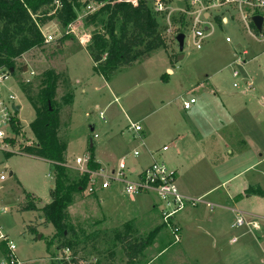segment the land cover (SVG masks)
Masks as SVG:
<instances>
[{
	"label": "rangeland",
	"instance_id": "rangeland-1",
	"mask_svg": "<svg viewBox=\"0 0 264 264\" xmlns=\"http://www.w3.org/2000/svg\"><path fill=\"white\" fill-rule=\"evenodd\" d=\"M171 5L175 10L184 9L182 3ZM215 13L211 11L212 16ZM224 15L228 16L229 23L222 26L211 23L209 37L196 50L188 32H184L183 15L173 14L171 34H166L159 25L166 48L141 58L107 80L94 72L93 62L77 40L58 41L61 38L54 27L60 26L55 20L46 24L54 32L55 40L24 54L17 65H26L27 71L9 75L2 84L3 95L6 97L11 92L15 97L21 130L14 137V143L9 144L10 148H5L8 153L0 143V176L3 177L0 205L7 209V212L0 211V233L15 246L14 254L21 264H56L57 259L65 257L70 264H124L126 256L117 237L123 228H112L124 223L129 214H140L141 209L137 202L127 199L123 185L116 182L112 183V188L117 187L115 197L109 196L110 190L96 191V195L86 190L75 193L65 210L68 225L65 235L72 245L60 248L63 241L54 239L47 250L46 242L55 234L52 225H44L42 212L23 211L21 207L23 190L39 199L38 209L51 202L54 167L18 150L34 143L29 124L35 116L19 84L28 81L36 88L38 77L48 70L64 76L70 85L66 88V81H60L56 101L61 103L62 96L72 93L70 107L65 106L61 112L59 128V136L67 140V154L72 160L89 158L92 154L93 159L102 163L105 174L112 169L116 171L123 155L127 156L128 164L139 162L143 166L149 162L142 144L144 136L152 150L166 147L159 159L168 170L177 168L178 192L186 199L200 201L195 206L186 205L175 216L191 211L205 219L202 230L194 236L196 240L199 238V243L191 245L194 249H184V230L179 229L178 243L167 233L163 252L147 251L134 264H145L152 259L150 264H184L187 260H203L206 264H261L264 198L245 196L243 190L248 187L264 190V40L255 41L239 20L230 19L228 13ZM180 29L184 34L182 53L172 40ZM225 38L230 41L225 42ZM179 55L183 56L181 60H177ZM240 56L248 62L236 63ZM166 67L172 72L168 73ZM233 70L243 80L233 79ZM245 82L250 87L246 88ZM189 98H194L196 103L184 111L181 102ZM95 104L103 111V119H99ZM131 123L138 124L140 132L131 131ZM92 127L96 139L92 138ZM135 149L139 152L137 158L132 156ZM203 155L208 158L200 159ZM5 164L9 169L4 168ZM69 171L70 179L77 180L80 173L74 165L71 164ZM10 173H15L21 187ZM147 194L158 204L154 215L161 221L165 203L154 193H139L134 197ZM206 202L215 207L207 209ZM237 213L247 221L260 224V240L247 227L232 228ZM212 228L216 230L211 231ZM146 236H132V239ZM234 238L236 242L230 244L229 240ZM3 258H6L5 252L0 248V262Z\"/></svg>",
	"mask_w": 264,
	"mask_h": 264
},
{
	"label": "trees",
	"instance_id": "trees-1",
	"mask_svg": "<svg viewBox=\"0 0 264 264\" xmlns=\"http://www.w3.org/2000/svg\"><path fill=\"white\" fill-rule=\"evenodd\" d=\"M91 1L103 4L98 12L87 16L82 22L84 31L91 36V42L85 50L98 76L107 80L141 58L166 48L153 13V0H136V6L125 2L126 0ZM55 2L60 5L57 9ZM76 8H80V4L73 0H0V70L9 72L13 69L11 75L15 72L25 73L27 66L17 65V61L24 54L45 45L37 26L55 20L61 28H66L76 19ZM216 22L220 24L219 17ZM251 30L254 35H259L253 25ZM182 33L181 29L178 30V34ZM65 38L74 40L72 37H63L58 41ZM61 80L66 81V88L70 87L68 80L53 70L45 71L38 77L36 88L32 82L19 84L21 93L35 114L29 124L34 143L21 146L19 153L48 161L54 167L51 202L38 209L36 204L39 199L23 190L24 205L21 207L23 211L42 212L44 225H52L55 234L46 242L47 250L54 239L63 241L60 248L72 245L65 235L68 226L65 210L72 195L86 190L89 184L88 174H78L77 180L72 181L69 167H66L67 140L60 138L59 128L61 112L65 106L70 107L72 93L62 96L61 103L56 101ZM20 130L21 125L15 116L11 122V132L16 136ZM5 142L13 144L14 140L7 139ZM88 149L92 150L89 145ZM87 167L90 171L97 170L92 154L89 155ZM244 195L264 198V190L248 187L244 190ZM117 233L126 256L124 264H134L137 257L150 245L156 231L137 241L129 235V226L123 233ZM0 248L7 257L5 244L0 243Z\"/></svg>",
	"mask_w": 264,
	"mask_h": 264
},
{
	"label": "built area",
	"instance_id": "built-area-1",
	"mask_svg": "<svg viewBox=\"0 0 264 264\" xmlns=\"http://www.w3.org/2000/svg\"><path fill=\"white\" fill-rule=\"evenodd\" d=\"M21 2L23 0H20ZM80 4V8L75 9L76 19L67 25L66 28H55L54 32L58 33V37H72L77 40L78 44L86 49L90 42L91 36L83 29V20L89 15L95 14L103 6L102 3H96L91 0H73ZM120 0H118L119 2ZM125 2L136 6V0H126ZM182 3L184 4V9L175 10L171 3ZM59 3L55 2V9L59 8ZM225 13L229 14L230 19L239 20L242 28L249 33L255 40L261 42L264 40V0H171L164 1L158 0L153 3V13L155 14L158 21H163V23L158 22L164 28L166 34H171L173 32V27L170 22V18L175 13H181L184 17V32H188L192 46L196 50H200L207 38L209 37L211 31V23L217 24L216 18L219 17L220 26L227 25L229 19ZM220 10V11H219ZM211 11H216L215 15H211ZM205 15L207 16L205 18ZM253 16H259L262 18L261 29L259 35L256 36L251 30ZM218 25V24H217ZM45 25H38L37 28L43 37L44 44L52 43L55 40L54 32H50ZM177 33H174L172 40L175 42V37ZM228 38H225V42H229ZM245 55V53H242ZM237 63L242 64V58H237ZM11 75L6 70H0V143L3 151L6 152L7 147L10 145L5 142L7 139H14V134L11 132V122L16 116L14 107L15 97L11 92H7L6 97L3 95L2 84L4 80ZM100 77V76H99ZM102 78V77H100ZM233 79H242L238 72L232 71ZM28 82V81H27ZM26 82V83H27ZM247 87L250 84L245 82ZM234 88L237 87L235 83L232 85ZM194 98H189L187 100H182L181 106L184 111L190 110L195 104ZM19 108V107H18ZM99 119H103V112L99 111ZM129 129L134 133L140 132V127L137 124H129ZM92 138L96 139L97 134L92 132ZM10 148V147H9ZM166 151V147L162 149ZM19 152V150H18ZM152 157L153 153L149 152ZM134 158L139 156L138 151L132 153ZM66 159V167H71L74 165L76 170L80 174L89 175V185L86 189L88 194H95L96 191L106 190L113 183H121L123 185V193L129 197L133 198L134 195L139 193H154L160 201L165 203V206L161 209V221L163 225L168 229L170 234L173 236L174 243L179 242V227L172 221L175 216L184 209L186 205L195 206L199 200H191L184 198L175 186L176 174L173 170H168L163 161L159 158L153 156L152 161L145 168L138 170L131 169L128 166L127 159L121 158L118 161L116 171H111L105 174L102 170L90 171L87 167L88 158H75L72 160ZM132 172V173H131ZM133 175L135 179H130L129 176ZM3 177L0 176V180ZM208 209H213L214 205L212 203H204ZM1 212H7V209L0 206ZM251 228L252 230L258 231L260 229L259 223L253 221H247L241 213L236 214V219L232 225V228ZM235 240H233L234 242ZM0 243H4L7 249V257L3 258L0 264H21L14 254L15 246L12 242L8 241V238L0 233ZM56 264H70L69 258L65 257L57 259Z\"/></svg>",
	"mask_w": 264,
	"mask_h": 264
},
{
	"label": "crops",
	"instance_id": "crops-1",
	"mask_svg": "<svg viewBox=\"0 0 264 264\" xmlns=\"http://www.w3.org/2000/svg\"><path fill=\"white\" fill-rule=\"evenodd\" d=\"M243 53H245V52H243ZM239 58H241V56ZM235 62H236V60H235ZM247 62H248L247 60L242 59V65L246 64ZM166 69H167V72L168 71H170V73L172 72L170 68L166 67ZM246 88H248V87H246ZM114 100H117V99L115 98ZM263 106H264V102H263ZM94 108L97 110V112L102 111V110H100V106L98 104H95ZM70 117H71L70 120H72V113H71ZM92 129H94V128L92 127ZM218 137H219V139H221L220 135ZM142 141H143L142 144H144V147L146 148L145 152H146L147 157L149 158V162L146 163V164H143V166L141 165L142 163L140 164L139 162L136 163V164H128V166L131 169V171H132V169L138 170V169H141V168H145L146 166H148L150 164V162L152 161L153 156L156 157V158H160V155L163 152H165V151H162V149L165 147L164 145L162 147H160V148L152 150V148H150V145L148 144V142L146 141V138L144 136H142ZM134 151H136V149ZM149 152L153 153L152 157L149 155ZM228 153L231 154V152H228ZM29 157H32V156H29ZM204 157L208 158L205 155H203V156H201L200 159H202ZM32 158L39 159V158H36V157H32ZM76 158H78V157H76ZM121 158H126L127 159V156L123 155V156H121ZM66 159L72 161L70 156L67 154V149H66ZM39 160H42V159H39ZM43 161H45V160H43ZM45 162L50 163L48 161H45ZM94 162L97 165V170L104 171V168H103L102 163L100 161H97L96 159H94ZM180 167L182 168V166H180ZM4 168L5 169H9L7 164L4 165ZM111 171H113V169ZM176 171H177V168H174V172H176ZM10 174L12 176L14 175V177L16 179V182H18V180H17V178L15 176V173H10ZM129 177H130V179H135V177L133 175H131ZM119 184H121V183H119ZM19 187H21L20 184H19ZM116 188L117 187L112 188V184H111V186H109V188H107L106 190H99V193L110 190L111 194L109 196L110 197L111 196L115 197L116 194H117L115 192ZM244 190H243V194H244ZM209 192H211V190L207 191L203 195H206ZM120 193L122 194V191H120ZM181 193H183V192H181ZM93 195H96V194H93ZM34 197H36V196H34ZM127 199L130 202H132V203H136L137 202L139 208H141L140 209V214L138 212H135L134 215H130L129 214L130 217L124 223L120 224V226H118V227H115V228L113 227L112 229H122L123 228V231H124V229L129 226V235H131V237L132 236L139 237L141 235H148L149 233H152V232L156 231L154 239L151 241L150 245L142 252V254L147 252V251H151L152 249H160L161 250L160 253L163 252L166 249V247H163V246H165L166 242L168 241V237H167L168 234L167 233H169V235H171V234H170L169 231H167L168 229L167 230L165 229L166 227L163 225L162 221L159 220L158 216L154 215L155 210H157L158 204L156 202H153L152 200H150V196H148V194L147 195H143V196L139 195V196L136 197V199H135V197H133V198H129L128 197ZM0 206H2V205H0ZM214 207H215V205H214ZM4 208H6V207H4ZM235 219H236V215H235ZM173 221L175 222V224L177 223L176 225L179 227V229H181V230L183 229L184 230V246H186V247H184V249H187V250L194 249V247L191 246L193 244V242L199 243V238H198V240H196L194 238V236L196 234L198 235L200 233V231L203 228V225L205 224V219L203 218V216H200L196 212L186 211V212H184V214L178 215V217H175ZM253 222H256V221H253ZM180 223H181V225H179ZM249 229L252 230L251 228H249ZM214 230H216V228L215 229L214 228L211 229V231H214ZM123 231H122V233H123ZM252 232H254V234H256V237L258 238V240H260L258 235H260L262 233L261 227H260V229L258 231L252 230ZM139 239H143V238L140 237V238H138V240ZM233 240H235V241L233 242ZM235 242H236L235 238L229 240L230 244H234ZM120 243L122 245V241H120ZM215 243H219V241L216 242V240H215ZM261 252H262L263 258H259V262L261 264H264V249H262ZM152 261H153V259L148 261L145 264H150V263H152ZM184 264H206V263H204L203 260L200 261V262L199 261H189V260H187L186 262H184Z\"/></svg>",
	"mask_w": 264,
	"mask_h": 264
},
{
	"label": "water",
	"instance_id": "water-1",
	"mask_svg": "<svg viewBox=\"0 0 264 264\" xmlns=\"http://www.w3.org/2000/svg\"><path fill=\"white\" fill-rule=\"evenodd\" d=\"M153 1H158V0H153ZM207 16L205 15V18H206ZM251 21H252V24H253V26H254V28H255V30L257 31V32H260V29H261V24H262V18L261 17H259V16H253L252 18H251ZM175 43L177 44V46H178V51H179V53H182V50H183V46H184V34H177L176 35V37H175ZM182 55H179L178 57H177V60H181L182 59ZM13 69H10L9 70V73L10 74H12L13 73ZM168 73H170V71H168ZM19 110V108L18 107H14V111L15 112H17ZM93 130L94 129H90V132H93ZM89 148H92V138L91 139H89ZM39 239H40V237H38Z\"/></svg>",
	"mask_w": 264,
	"mask_h": 264
}]
</instances>
